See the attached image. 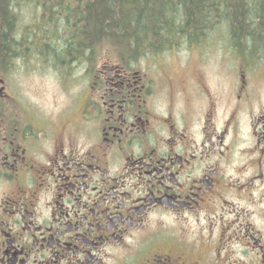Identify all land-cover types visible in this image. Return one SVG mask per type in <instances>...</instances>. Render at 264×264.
Masks as SVG:
<instances>
[{
	"label": "flooded vegetation",
	"instance_id": "flooded-vegetation-1",
	"mask_svg": "<svg viewBox=\"0 0 264 264\" xmlns=\"http://www.w3.org/2000/svg\"><path fill=\"white\" fill-rule=\"evenodd\" d=\"M43 48L0 75V264H264V60ZM33 62L58 79L64 66L66 106L15 92Z\"/></svg>",
	"mask_w": 264,
	"mask_h": 264
},
{
	"label": "trees",
	"instance_id": "trees-1",
	"mask_svg": "<svg viewBox=\"0 0 264 264\" xmlns=\"http://www.w3.org/2000/svg\"><path fill=\"white\" fill-rule=\"evenodd\" d=\"M28 8L42 14L22 28ZM214 39L237 47L242 60H264V0H0V75L18 55L37 60L41 47L60 62L91 51L139 61Z\"/></svg>",
	"mask_w": 264,
	"mask_h": 264
},
{
	"label": "rangeland",
	"instance_id": "rangeland-1",
	"mask_svg": "<svg viewBox=\"0 0 264 264\" xmlns=\"http://www.w3.org/2000/svg\"><path fill=\"white\" fill-rule=\"evenodd\" d=\"M20 14L22 16L20 25L24 28L25 26L37 24L36 20L41 17L42 13L40 10L28 8L20 11ZM224 46L226 45L223 44L222 39H214L206 47L200 46L198 48L180 50L179 52L173 51L164 57L146 58L145 61L161 67L163 66V61L171 62L174 66L178 61L188 60L191 63H197L207 58L210 62L209 65H217L219 68V63L225 61L227 59L225 58L226 55L230 54V49L224 48ZM102 55L95 56V59L97 60ZM29 58H32V56H29ZM60 69L63 70L64 66ZM60 69L57 72L58 79L57 76L53 75L54 70L48 67L44 69V66H38L37 62H33L29 64V67L19 69L12 74L10 82L13 84L15 92L24 99V102L30 103L43 113H51L70 102L71 90L69 85L71 82L61 80ZM212 81L217 85H224L226 78L220 71ZM72 86L74 89L75 85L72 84Z\"/></svg>",
	"mask_w": 264,
	"mask_h": 264
}]
</instances>
